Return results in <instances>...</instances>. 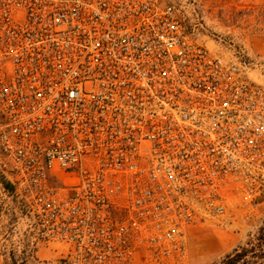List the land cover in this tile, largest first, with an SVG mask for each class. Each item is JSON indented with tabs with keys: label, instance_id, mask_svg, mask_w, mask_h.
Returning <instances> with one entry per match:
<instances>
[{
	"label": "built area",
	"instance_id": "2783aa9c",
	"mask_svg": "<svg viewBox=\"0 0 264 264\" xmlns=\"http://www.w3.org/2000/svg\"><path fill=\"white\" fill-rule=\"evenodd\" d=\"M172 0H0V177L59 264L189 257L264 210V82Z\"/></svg>",
	"mask_w": 264,
	"mask_h": 264
},
{
	"label": "rangeland",
	"instance_id": "374dc122",
	"mask_svg": "<svg viewBox=\"0 0 264 264\" xmlns=\"http://www.w3.org/2000/svg\"><path fill=\"white\" fill-rule=\"evenodd\" d=\"M191 27L204 33V43L215 53L230 58L245 56L255 66L251 76L264 82V1L262 0H172ZM1 182V177H0ZM236 212L235 223L228 226L203 225L189 233V257L164 262L142 252L123 264H216L227 254L256 239L264 224V210L254 220H244ZM34 219L23 210L16 196L0 187V264H17L25 258L29 264H59L51 247H32L30 225ZM39 249L41 253L38 254ZM53 252H55L53 254ZM48 254V255H47Z\"/></svg>",
	"mask_w": 264,
	"mask_h": 264
},
{
	"label": "trees",
	"instance_id": "16d2710c",
	"mask_svg": "<svg viewBox=\"0 0 264 264\" xmlns=\"http://www.w3.org/2000/svg\"><path fill=\"white\" fill-rule=\"evenodd\" d=\"M1 182L9 193L14 192V186L11 183L2 178ZM20 264H29V262L22 258ZM216 264H264V224L256 239H252L246 245L235 249Z\"/></svg>",
	"mask_w": 264,
	"mask_h": 264
},
{
	"label": "crops",
	"instance_id": "0c3cea01",
	"mask_svg": "<svg viewBox=\"0 0 264 264\" xmlns=\"http://www.w3.org/2000/svg\"><path fill=\"white\" fill-rule=\"evenodd\" d=\"M262 1H264V0H262ZM40 247V246H39ZM38 254H40L41 253V249H39V252H37ZM55 252H53V254H54ZM48 255V254H47Z\"/></svg>",
	"mask_w": 264,
	"mask_h": 264
}]
</instances>
